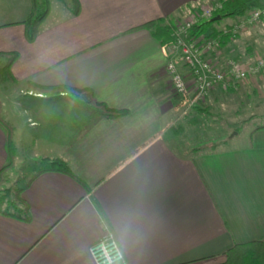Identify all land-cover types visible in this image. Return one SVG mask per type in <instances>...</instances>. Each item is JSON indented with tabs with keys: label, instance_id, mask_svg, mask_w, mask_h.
<instances>
[{
	"label": "crops",
	"instance_id": "1",
	"mask_svg": "<svg viewBox=\"0 0 264 264\" xmlns=\"http://www.w3.org/2000/svg\"><path fill=\"white\" fill-rule=\"evenodd\" d=\"M11 1L0 0V53L18 56L13 80L0 63V101L17 127L13 141L30 144L33 160L67 161L82 182L58 172L31 180L21 193L31 220L0 211V264H95L90 247L107 229L129 264H219L235 244L264 241V129L241 146L181 147L170 135L181 98L167 75L168 46L144 26L173 27L218 0H78V10L71 0L33 42L23 24L32 0ZM223 40L216 61L253 62L264 55V18ZM30 83L83 92L39 96ZM26 87L42 103L26 106ZM94 101L128 113L110 117ZM7 161L0 128V171Z\"/></svg>",
	"mask_w": 264,
	"mask_h": 264
},
{
	"label": "rangeland",
	"instance_id": "2",
	"mask_svg": "<svg viewBox=\"0 0 264 264\" xmlns=\"http://www.w3.org/2000/svg\"><path fill=\"white\" fill-rule=\"evenodd\" d=\"M11 3L10 5H14L16 0L14 3L11 1ZM47 3L50 7L47 21H51L52 17L59 12L64 13L72 4V1L47 0ZM4 60L5 58H1L0 63ZM225 61L223 60L220 63H224ZM27 88L20 96L23 98L22 102L26 106L34 103H42L40 100L33 98L34 96L32 94L34 92ZM42 94L45 93L42 92L39 96ZM64 94L66 93L61 95ZM61 95L52 94L48 96L54 97ZM174 95L178 96L175 93ZM210 97L204 103L193 105L190 102V96L184 98L178 96V98H181L178 107V120L174 125L175 131L170 133V135L177 137V143H180L181 147H188L191 150L195 147L214 150L222 146H241L249 141L250 134L253 131L252 129L264 123V73L250 77L239 83L235 92H223V95L219 94L215 100H210ZM27 98L32 99L33 102H29ZM0 103L2 104L1 101ZM25 116L26 121L28 115ZM12 128L13 132L14 130L17 131L16 126H12ZM214 144L217 145L216 148L211 147ZM15 147L18 160L15 158L14 165L7 171L0 183V197H5L1 202L3 203L1 209L7 207L9 201H16V192L24 188L30 180V175L33 172L32 165L40 160L48 159H31L29 156L31 154L30 144H15ZM16 206L10 204V209L17 211L23 208L20 203H16Z\"/></svg>",
	"mask_w": 264,
	"mask_h": 264
},
{
	"label": "built area",
	"instance_id": "3",
	"mask_svg": "<svg viewBox=\"0 0 264 264\" xmlns=\"http://www.w3.org/2000/svg\"><path fill=\"white\" fill-rule=\"evenodd\" d=\"M226 1L229 0L202 5L173 26L175 41L168 45L170 60L166 67L167 75L173 92L181 98L190 96L193 105L206 102L214 90L227 92L237 89L239 83L264 73V55L258 56L253 62L230 58L220 63L213 57L222 49L220 39L208 35L188 38L189 29L200 21L214 17ZM263 18L264 6L253 7L222 33L230 32L236 36ZM90 255L95 264H129L111 229H107L104 237L90 247Z\"/></svg>",
	"mask_w": 264,
	"mask_h": 264
},
{
	"label": "trees",
	"instance_id": "4",
	"mask_svg": "<svg viewBox=\"0 0 264 264\" xmlns=\"http://www.w3.org/2000/svg\"><path fill=\"white\" fill-rule=\"evenodd\" d=\"M261 0H229L224 3V6L221 10H219L214 17L221 15L222 19L226 18H238L245 16L253 7H263L264 5H260ZM75 3L77 5L78 10V0H75ZM50 12L49 5L47 3V0H32V10L27 19L23 22V24L26 27V38L29 42H33L36 40L40 25L42 21L48 16ZM210 18L207 20L200 21V23L194 25L191 29L188 31V38L193 39L197 37H201L203 35H206L207 32L212 29V26H214L217 22L221 21H213ZM146 28H149L152 30V32L162 41V43L165 46L171 45L174 43L175 38L173 35V27H170L169 25H166L163 21H151L144 25ZM232 36L230 32L223 34L222 32H218V34L213 35L209 34L208 37L212 38H218L221 40L222 44H225V40H223V37H229ZM18 53L17 52H1L0 53V59L5 58V64L3 67V70L5 74L13 80V76L11 73V66L17 59ZM238 59V58H235ZM240 60V59H239ZM30 86L36 90H39L46 95H61L63 93H66L70 96H78L81 92L80 90L73 89L67 86H42L37 85L34 83H30ZM236 89H231L229 92H235ZM95 105L104 113L105 115H108L110 117H118L122 115H126L128 112L127 110H116L111 109L107 105L103 103H99L94 101ZM0 128H2L6 133V141H7V150H8V161L3 166V168L0 171V183L3 180L4 175L7 173V171L14 165V161L16 158V147L13 141V128L7 122L2 113V104L0 103ZM264 129V123L257 125L254 127L252 134L256 132L257 130ZM225 143V141H223ZM220 144V143H219ZM218 144V145H219ZM216 144L212 145L211 147L216 148ZM201 149V148H199ZM33 169V176L28 181L27 185L33 180L36 176L45 173V172H58L63 173L68 176H71L72 178H75L82 182V180L76 175L74 172L72 166L65 160L61 158H55V159H44L40 160L38 162H35L32 165ZM25 188V187H24ZM22 188L20 191H17L16 194V203L22 204L23 208L18 209L17 211H12L10 209V204H14L16 206V203L13 201H9L7 207L4 209H1V205L3 203L2 200L5 199V197H0V211L5 215L14 216L16 218L23 219L25 221L31 220V212H30V206L29 203L22 197L21 193ZM17 207V206H16ZM219 264H264V241H254L250 243H244V244H235L232 248H230L226 252V258L225 261Z\"/></svg>",
	"mask_w": 264,
	"mask_h": 264
},
{
	"label": "water",
	"instance_id": "5",
	"mask_svg": "<svg viewBox=\"0 0 264 264\" xmlns=\"http://www.w3.org/2000/svg\"><path fill=\"white\" fill-rule=\"evenodd\" d=\"M221 19H222V16L221 15H218V16L214 17L212 20L213 21H219Z\"/></svg>",
	"mask_w": 264,
	"mask_h": 264
}]
</instances>
